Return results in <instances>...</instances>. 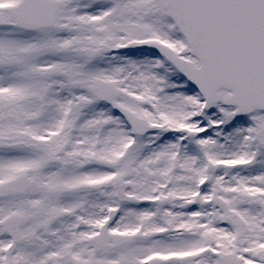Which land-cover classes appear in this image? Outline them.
Segmentation results:
<instances>
[{"label":"snow or ice","instance_id":"6c2138e0","mask_svg":"<svg viewBox=\"0 0 264 264\" xmlns=\"http://www.w3.org/2000/svg\"><path fill=\"white\" fill-rule=\"evenodd\" d=\"M0 264H264V0H0Z\"/></svg>","mask_w":264,"mask_h":264}]
</instances>
